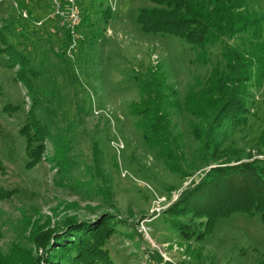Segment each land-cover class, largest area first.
Returning a JSON list of instances; mask_svg holds the SVG:
<instances>
[{
  "label": "rangeland",
  "instance_id": "obj_1",
  "mask_svg": "<svg viewBox=\"0 0 264 264\" xmlns=\"http://www.w3.org/2000/svg\"><path fill=\"white\" fill-rule=\"evenodd\" d=\"M252 1L264 13V0ZM53 2L0 0V160L4 168L0 184L16 191L11 199L0 202L1 257L11 256L17 246L34 258L39 252L30 242L32 233L41 238L58 229L62 235L69 229L63 226L69 219L76 218L89 228L109 214L120 222L105 245L110 264L263 261L264 225L259 216L239 213L221 220L213 234L193 244L180 241L176 229L165 225L163 211L209 170L195 162L198 144L190 134L195 119L171 110L173 133L185 144L181 170L194 173L183 177L170 174L163 160L145 146L128 108L137 99L136 78H148L150 70L159 66L183 99L196 79L208 77L221 60L222 46L210 49L211 65L204 67L195 62L198 51L186 43L142 33L136 16L152 7L149 0H75L82 23L73 46L61 21L48 19ZM101 5L112 9L108 25L98 14ZM6 46L25 55L39 72L33 82L39 118L70 145L65 175L45 159L56 154L51 141L38 166L26 168L20 129L27 124L34 100L26 83L16 77L18 66H10L11 54L3 52ZM258 95L251 125L234 136L232 145L253 160L264 159V144H257L264 131V87ZM8 260L4 263L9 264Z\"/></svg>",
  "mask_w": 264,
  "mask_h": 264
},
{
  "label": "trees",
  "instance_id": "obj_2",
  "mask_svg": "<svg viewBox=\"0 0 264 264\" xmlns=\"http://www.w3.org/2000/svg\"><path fill=\"white\" fill-rule=\"evenodd\" d=\"M149 1L152 7L141 9L136 16L142 33L170 36L186 43L198 51L195 62L204 67L211 65L210 49L222 46L221 60L208 77L196 79L183 99L163 66L152 68L146 79L136 78L137 99L128 108L145 146L163 160L170 174L193 177L194 173L181 170L185 144L180 135L173 133L171 110L190 116L195 119L190 134L198 144L195 162L209 168L163 211L165 225L176 229L180 241L192 244L204 241L221 220L239 213L259 216L264 225V159L253 160L245 151L232 148L234 136L251 125L252 108L264 87V13L257 11L252 0ZM100 8L98 14L108 25L112 9ZM3 52L11 54L10 66H18L16 77L26 83L34 100L27 124L20 129L26 145V168L38 166L51 141L56 154L45 159L58 168V174L65 175L70 145L39 118L40 103L33 84L39 72L13 46H6ZM257 144H264V131ZM0 169L3 174L1 160ZM15 193L0 184V202ZM111 217L104 214L89 228L76 218L69 219L63 225L69 229L62 235L58 229L45 232L41 238L32 233L29 239L39 252L36 257L14 246L11 256L0 255V264H8L4 263L6 258L9 264H110L105 245L120 223Z\"/></svg>",
  "mask_w": 264,
  "mask_h": 264
},
{
  "label": "built area",
  "instance_id": "obj_3",
  "mask_svg": "<svg viewBox=\"0 0 264 264\" xmlns=\"http://www.w3.org/2000/svg\"><path fill=\"white\" fill-rule=\"evenodd\" d=\"M52 6V13L49 15L48 19L52 20L57 18L61 21V24L66 28L71 40L75 42L78 38L77 29H79L80 24L82 23L81 12L78 10V6L75 0H54ZM42 25V23H38ZM168 262L169 259L165 258Z\"/></svg>",
  "mask_w": 264,
  "mask_h": 264
}]
</instances>
